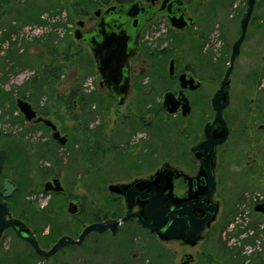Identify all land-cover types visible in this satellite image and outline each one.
Returning <instances> with one entry per match:
<instances>
[{
  "label": "flooded vegetation",
  "instance_id": "flooded-vegetation-1",
  "mask_svg": "<svg viewBox=\"0 0 264 264\" xmlns=\"http://www.w3.org/2000/svg\"><path fill=\"white\" fill-rule=\"evenodd\" d=\"M83 1L92 3L96 6L95 9L89 12L81 8L84 12H78L72 26L73 29L66 31L61 37L64 38V41H68L69 46H71L69 48L72 49L73 46L77 48L76 51L72 50L73 52L79 53L81 51L82 54H87L94 64L95 76L99 79L98 87L92 90L81 87L77 89L79 94L83 93L87 97L86 112L81 110L79 100H75V123L70 129L63 127L62 123H57L49 117L47 107L44 102L42 103L43 86L35 91L37 94L34 95L33 100L31 99L32 95L26 96V94L32 93V83H30V85L25 84L20 87V90L23 91L16 95L15 102L7 110L10 121L2 124L9 125V129L7 131L0 129V207L4 212L5 224L12 225L6 228L0 237V264H49L50 261L67 251L76 252L82 249L92 237L107 233L112 238L122 236L120 249L123 251L124 264H170L171 252L165 253L167 250L161 248V244L165 245L173 241H180L188 247L196 248L214 232V224L217 223L216 221L220 215L221 204L225 202L218 197L219 181L217 171L218 167L224 164V162L221 164L218 162L219 148L230 144L234 137H238L241 141L248 140L249 142L251 140L249 135L250 131L254 130L255 124L247 121L245 123L238 122L237 111L232 116L228 113L231 104L229 94L231 87L228 89L227 95L229 105L222 112L228 135L225 141L218 143L216 146L214 159L216 189L207 202V205L216 204L219 211L210 225V232L206 238L199 240L195 245L184 240H163L157 234L143 228L139 224L138 218L133 217L123 223L115 235L110 230L102 234L91 233L81 246L63 248L50 258L38 255L35 247L26 240V238L35 240L42 252H49L58 240L64 236L77 240L82 231L89 225L108 220L121 221L127 213V198L125 194L112 193L109 187L112 185H133L138 180H149L161 170L172 173L173 192L175 198H177L175 205L203 198L208 192L205 171L202 167L204 154L203 152L195 153L193 148L206 140V125L213 126L215 123L216 112L213 109L212 101L216 99L221 84L210 101L214 116L211 120H207L209 88L204 78L203 64L201 62L198 68L196 64L192 65L187 61L191 55L192 41L196 42L194 52L198 55H196L197 57L204 60L207 54L205 31L202 28V30L200 29L197 18L192 14L193 0L190 1L185 12L182 14L177 13L179 18L184 17V19H187L189 17L194 20L192 26H186L184 29H177L169 24V16H173L177 11L174 7L170 9L168 6L161 10L160 0ZM133 5H138V7L128 9ZM113 8H123L122 15L119 17L112 15L110 10ZM129 11L132 12L133 16H130ZM97 13L99 14L96 15ZM102 19H105V22L109 25V28L105 27L106 33L114 32L124 35L125 39L122 41L127 45V54H132L118 94L110 81H103L104 77L95 62V51L92 46L95 42H101L100 39L103 35L99 31L103 30H99V27ZM28 28V31L34 33L37 31L32 30L33 26H28ZM39 28H46V25L44 23L40 24ZM43 38L44 41L35 38L31 44L45 49L47 40L46 37ZM16 59L17 56L15 58L14 56L13 58L8 57L7 62H15ZM59 60L57 58L56 62L59 63ZM9 67L7 66V69L10 70L11 67ZM16 69H18L17 72L12 69L2 76L17 73L15 77H19L27 71L24 70L22 65L21 67L18 65ZM171 69H173V72H171ZM260 72L257 70L255 73L259 75ZM34 78L33 81L40 78L39 71ZM61 78L62 75H58L57 79L60 80ZM192 79L195 82L192 83ZM183 84L186 86L183 87ZM260 92L264 93V91ZM167 93H172L174 96L175 114H169L164 107V99ZM18 100H23L31 105L36 114L34 119L31 121L25 119L17 107ZM99 101L102 102V105L104 104L109 116L114 117L104 122L115 123V127L111 131H109L107 125H105L106 128H101L100 125L94 126L95 112L93 110L100 107ZM87 115L88 117L85 119L81 117ZM40 118L50 119L54 122L60 136L67 137L65 145L53 139V129L42 122H38ZM160 123H168V133L183 139L184 142L186 141V143L179 142L182 146L185 147L189 143L191 144L188 152L184 154L185 159H190L188 166L180 169L165 163L161 167H157L149 176L134 179L127 178L129 177L127 174L130 172L125 171L127 173L125 174L126 178L110 179L107 186L109 199L106 201L109 206L105 210V216L99 220H97L93 203L86 208L84 200L71 199L68 200L65 207L63 206L61 199L68 196V186L61 176L63 162L59 159V152L72 149L71 153L75 162L74 165L78 169L77 172L83 175H93L94 179L96 149L100 151L99 154L102 156L113 153L126 154L127 152L131 155L130 152L132 151H129V144L124 143L127 145L124 149L122 141L128 138L131 141L139 133L146 134L155 141L159 140L160 131L164 133ZM238 124H240V129H234ZM97 129L103 130L102 142L99 147L96 145L94 135ZM257 129L259 131L264 130V125H259ZM213 135L215 139H221L225 137L226 131L222 127H217L214 129ZM138 146L136 145L133 149ZM174 146L177 145L174 143ZM152 151L154 158V154L157 155L158 151L156 148ZM48 157L51 160V167L49 168L46 167ZM139 157L144 158L143 156ZM136 170H139V168L136 167ZM54 179L61 181L64 192L47 193L45 191V185ZM202 180L205 181V184H202ZM163 185L164 178L156 188V192H160ZM91 186L95 188V185ZM257 194L262 198L255 201L254 197ZM241 201L243 204L240 205V208L242 207L243 210L248 209L251 213L247 230L254 232L252 236L254 238L257 234L256 231H261V228L264 230V225L254 223L252 218L253 215L261 219L264 217V212L255 211L258 205L264 204V195L256 192L248 193ZM70 203H78L77 213L71 214L69 212ZM147 203L148 201L137 198L133 213H142ZM194 213L198 217L205 215L200 209H196ZM242 214V212H238L234 220L228 223L229 226L232 227L237 219L242 218ZM82 217H87V219H82ZM237 228L236 230H239V227ZM224 230L222 226L220 231ZM241 230L240 236H243L246 229ZM225 234L226 231H224ZM257 236L258 234L256 238ZM145 237L150 241L145 243ZM150 244L153 248L150 247ZM248 245L250 246L251 243H248ZM92 254L88 256L87 260L82 258V264H93L94 257ZM187 256H189L188 260L190 261L188 264L221 263L218 258H208V253L204 250L200 255L202 260L200 263H195L196 259L193 255L184 254L180 259V264L185 263ZM248 261L251 262L252 260L249 258Z\"/></svg>",
  "mask_w": 264,
  "mask_h": 264
},
{
  "label": "rangeland",
  "instance_id": "rangeland-1",
  "mask_svg": "<svg viewBox=\"0 0 264 264\" xmlns=\"http://www.w3.org/2000/svg\"><path fill=\"white\" fill-rule=\"evenodd\" d=\"M246 3L247 0H193L192 14L197 18L200 29L205 31L207 54L204 60L197 57L198 55L194 52L196 42L192 41L191 55L187 61L192 65L196 64L198 68L201 62L203 64V74L209 88L207 120H211L214 116L210 101L214 97L215 91L219 89L229 67L232 46L241 34L240 25L246 10ZM95 7L92 3L83 0H0L1 130L9 129V125L5 126L2 123H9L7 110L12 107L16 95L23 91L20 90V87L33 83L38 72L36 67L41 63L43 65L45 61L46 63L51 61L52 57L45 52L46 48L33 44L30 46L35 38L43 40V37L48 35H53V38L56 39L54 40L55 46H58L59 55H61L58 64L66 63L67 68L61 74L62 78L54 86L49 87L45 83L42 85L44 89L42 103H45L51 119L62 123L65 128H72L71 126L75 123L73 115L66 107L56 105L58 104L57 97L68 93L74 80H80L81 88L92 90L98 87L99 79L95 76L94 64L87 54H82L81 51L73 52L72 50L76 51L77 48L75 46L72 49L69 48L71 46L68 41H64L61 36L66 31L73 29L72 26L78 12H84L81 8L92 12ZM33 15H40L41 24L44 23L46 28H39L40 24L37 23L23 24L26 18L30 19ZM10 26L16 27V32L11 34V40L3 42L2 38ZM28 26H33L32 30L38 31L27 32ZM11 52H15L17 56H30L33 62V64H27L23 60L22 66L27 71L19 77H15L17 73L2 76L12 69L16 72L18 70L16 69L17 61L7 62ZM7 66H10L11 69H7ZM257 70L261 71L259 75L255 73ZM38 80L39 78H36V81ZM231 83L232 86L229 90L231 104L228 113L232 116L237 111L238 122L245 123L247 121L255 124L254 130L250 131L249 138L251 140L249 142L248 140L241 141L238 137H234L230 144L219 148L218 162L219 164L224 162L225 165H220L217 171L218 197L225 202L221 204L220 215L217 223L214 224V232L196 248L188 247L180 241L161 244L160 247L167 250L165 253L171 252L170 264H180V259L184 254L193 255L196 259L195 263H200L202 261L200 255L204 250L208 253V258H218L220 264H264V230L262 228L261 231H256L257 238V234L254 238L240 236L242 230L240 228L236 230L238 229L236 222H234L235 228L229 226L230 224L224 228L225 235L224 231H220L227 217L231 223L238 212L244 213L240 205L243 204L241 200L246 194L256 192L264 195V130L257 129L259 125H264V93L260 92L264 91V0H256L247 38L236 60ZM42 86H32V93L26 94V96L37 94L35 91ZM99 104H101L100 107L93 110L95 112L94 126L100 125L101 128H104L107 125L111 131L115 127V123L104 122L114 117L109 116L101 101ZM160 124L164 133L160 131L159 140L155 141L146 134L139 133L131 141L129 138L122 141L124 149L127 147L124 143L129 144L131 155L128 152L126 154L100 155L96 162V171L99 169V172L103 173V177L100 179H93V175H83L77 172L78 169L74 165L71 153L72 149L59 152V159L63 162L61 176L68 186V196L61 199L63 206L65 207L68 200L71 199L84 200L86 208L93 203L97 215L99 210H106L109 206L106 201L109 199L107 186L110 179L119 180L125 177L127 174L125 171L130 172L127 174L129 176L127 178L149 176L157 167H161L165 163L180 169L188 166L190 159H185L184 154L188 152L191 144L182 146L179 142L186 143V141L168 133V123ZM237 128L240 129V124L234 127V129ZM174 143L177 146H174ZM136 145L139 146L133 149ZM155 148L158 154H154L153 158L152 150ZM50 161V157H48L47 168L51 167ZM136 167L139 170H136ZM96 171L94 177L97 174ZM91 185H95V188ZM247 216L251 219V213ZM252 218L254 223L264 225V217L261 219L253 215ZM82 219L86 220L87 217H82ZM121 238L120 235L112 238L109 233L96 235L82 249L76 252L67 251L50 261L49 264L57 262L60 264H82L83 260L81 259L87 260L92 253L93 264H124L123 251L120 249ZM144 240L145 243L150 241L147 237ZM248 243L251 245L249 246ZM150 247L153 248L151 244ZM249 258L252 260L251 262L248 261Z\"/></svg>",
  "mask_w": 264,
  "mask_h": 264
},
{
  "label": "water",
  "instance_id": "water-1",
  "mask_svg": "<svg viewBox=\"0 0 264 264\" xmlns=\"http://www.w3.org/2000/svg\"><path fill=\"white\" fill-rule=\"evenodd\" d=\"M98 1V0H97ZM191 0H160L161 10L165 7L170 9L174 7L176 13L173 16H169V24L177 29H184L186 26H192L194 20L192 18H179L177 13L185 12L187 6ZM256 6V0H247L246 10L243 14L241 21V34L232 46V52L229 60V67L227 68L224 78L221 82V87L216 94V99L212 101L213 109L216 112L215 123L213 126L207 124L205 127L206 140L198 144L193 148L195 153L203 152L204 157L202 159V167L205 171V177L208 187V192L203 198L197 200L185 201L178 205H175L177 198L174 196V185L173 176L171 172H165L161 170L158 174L153 176L149 180H138L133 185H112L109 190L118 195L125 194L127 198V213L126 216L121 220H108L102 223H95L87 226L80 234L77 240L64 236L58 240L49 252H42L35 240L26 238L36 249L38 255L46 258L54 256L57 252L66 247H78L81 246L86 237L91 233L102 234L107 230H110L114 235L118 232L120 226L127 222L133 217L138 218L139 224L150 230L152 233L157 234L163 240H184L185 242L195 245L199 240L204 239L210 232V225L218 214L219 208L216 204H209L210 200L216 189V180L214 174V159L216 155V146L218 143L226 140L228 131L225 123L223 122L222 112L229 105L228 89L231 87V76L235 69L236 60L241 52V48L247 38L250 22ZM138 5H133L128 9H136ZM112 15L119 17L123 13V8H113L110 10ZM130 12V16L132 12ZM97 13L96 15H98ZM101 26L99 27V33H101V42H95L93 49L95 51V62L98 66V70L103 75V81H110L113 87L118 90L123 84L124 74L126 73L129 60L132 54H127V45L124 40L122 33H106L105 27L109 28V25L105 22V19L101 20ZM173 72V69H171ZM195 82L194 79L191 81ZM186 85L183 84V87ZM173 94L167 93L164 99V107L169 114L176 113V107L173 102ZM17 107L20 113L25 117L26 120L31 121L35 118L36 114L33 111L31 105L23 100L17 101ZM188 112V111H187ZM38 122H42L48 127L53 129V139L65 145L67 142L66 136H60L57 131V127L54 122L50 119H38ZM217 127H222L226 131L224 138L215 139L213 132ZM164 178V185L160 192H156V188ZM202 184L205 181L202 180ZM45 191L61 193L64 192V188L59 179L49 181L45 185ZM151 191V192H148ZM137 198L148 201L143 208L142 213H133L134 206L136 205ZM78 203L69 204V212L71 214L77 213ZM196 209L202 210L205 215L198 217L194 211ZM256 212H264V204L258 205L255 208ZM4 222V212L0 207V237L3 231L11 227ZM189 256L185 263L188 264Z\"/></svg>",
  "mask_w": 264,
  "mask_h": 264
},
{
  "label": "trees",
  "instance_id": "trees-1",
  "mask_svg": "<svg viewBox=\"0 0 264 264\" xmlns=\"http://www.w3.org/2000/svg\"><path fill=\"white\" fill-rule=\"evenodd\" d=\"M28 23L41 24L40 15H36V16L33 15L30 17V19L26 18V21L23 24H28ZM6 32L7 33H5L3 38H2L3 42L11 40V34L16 32V27L10 26L9 30ZM46 40H47V45L45 47L46 52L49 53L50 57H53V58H50L51 59L50 62H47L43 65L41 63V65L36 67L39 71L40 78L38 81H33V83H32L33 87H35V85L40 87L44 83L46 85H48L49 87L54 86L59 80V79H57L58 75H61L63 73V71L67 68L66 63L58 64L56 62V59L59 58L60 55H59L58 46L57 45L55 46V42H54L55 39L53 38V35H48L46 37ZM30 46H32V44H30ZM9 55L10 56H8V57H12V58H13V56H17L15 52L14 53L11 52V53H9ZM16 60L18 62V65H20V66L22 65L23 60H24V63H27V64L32 63L33 64L32 59L30 58V56H27V55L17 56ZM72 83H73V85H71V88L68 91V93L57 97L58 104H56V105L66 107L68 109V111L73 115V118L75 120L76 117H75V113H74V101L78 99L81 110L86 112V103L88 102V100H86L87 97H85L83 95V93L79 94L77 92L78 91L77 89L81 87L80 80H74V82H72ZM31 97H32L31 99L33 100L34 94ZM88 115L85 117L84 116H81V117L83 119H85L88 117ZM94 135L96 138V145L99 147L101 142H102L101 138L103 137V130L97 129ZM99 152L100 151L98 149H96L95 162H97L100 158ZM96 172H97V174H95L94 178L100 179L103 177V173L99 172V169H97ZM49 176H51V175H49ZM105 213H106L105 210H102V209L99 210V213H97V220H99V219H101V217L105 216ZM228 223H229V219H226V221L224 222V225H223V229L227 226Z\"/></svg>",
  "mask_w": 264,
  "mask_h": 264
},
{
  "label": "built area",
  "instance_id": "built-area-1",
  "mask_svg": "<svg viewBox=\"0 0 264 264\" xmlns=\"http://www.w3.org/2000/svg\"><path fill=\"white\" fill-rule=\"evenodd\" d=\"M27 30V32H28V30H29V28H27L26 29ZM38 31V30H37ZM262 198V196H260L259 194H257L255 197H254V200L256 201V200H259V199H261ZM249 214V211H248V209H245L244 210V213L242 214V218H239V219H237V221H236V224L238 225V227L240 228V227H243V228H241V229H246V232H245V234H243V237L244 238H248L249 236H253L254 234V232L253 231H249V230H247V226H248V221H249V218H248V215ZM235 226H234V224L232 225V228H234Z\"/></svg>",
  "mask_w": 264,
  "mask_h": 264
}]
</instances>
